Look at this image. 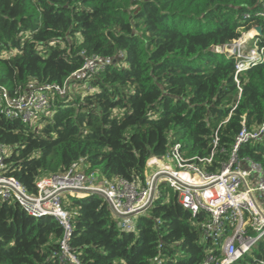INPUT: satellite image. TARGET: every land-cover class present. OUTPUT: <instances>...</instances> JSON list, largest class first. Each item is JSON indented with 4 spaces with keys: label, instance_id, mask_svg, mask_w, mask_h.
Wrapping results in <instances>:
<instances>
[{
    "label": "trees",
    "instance_id": "1",
    "mask_svg": "<svg viewBox=\"0 0 264 264\" xmlns=\"http://www.w3.org/2000/svg\"><path fill=\"white\" fill-rule=\"evenodd\" d=\"M263 14L264 0H0V83L10 94L63 85L94 55L114 58L72 102L54 96L41 128L0 119V143L12 149L6 175L31 194L74 164L139 182L149 159L174 145L186 159L215 150L207 169L219 172L243 128L264 125ZM256 27L263 55L240 71L221 47ZM239 156L264 163V137ZM163 186L166 197L132 230L119 228L102 196L65 202L83 264H204L202 229ZM64 235L53 217L0 198V264H62Z\"/></svg>",
    "mask_w": 264,
    "mask_h": 264
},
{
    "label": "built area",
    "instance_id": "2",
    "mask_svg": "<svg viewBox=\"0 0 264 264\" xmlns=\"http://www.w3.org/2000/svg\"><path fill=\"white\" fill-rule=\"evenodd\" d=\"M259 54L248 66L241 68L238 62V69L241 71L251 63L259 62L262 51ZM113 62L114 58L94 55L63 85L30 83L22 92L13 95L0 83V119H21L33 129L41 128L55 111L54 96L72 102L71 96L77 89L84 93L91 88L92 77ZM263 137L264 125L253 130L244 127L219 172L207 169L215 150L209 158L194 156L186 159L180 146L174 145L165 156L149 159L143 181L107 178L84 165L74 164L67 171L40 178L35 194L29 193L15 177L6 175L12 149L0 143V198L19 204L35 218L56 219L65 231L60 242L59 260L62 264H83L70 244L72 214L65 202L73 198L102 196L119 227L132 230L133 225L128 220L149 213L161 198H165V185L175 194L179 204L192 213L202 229L203 245L208 249L204 264H264V163L239 156L242 144ZM218 142L216 133L215 148Z\"/></svg>",
    "mask_w": 264,
    "mask_h": 264
},
{
    "label": "rangeland",
    "instance_id": "3",
    "mask_svg": "<svg viewBox=\"0 0 264 264\" xmlns=\"http://www.w3.org/2000/svg\"><path fill=\"white\" fill-rule=\"evenodd\" d=\"M258 33V28H253L249 32L245 33L240 40L234 42L233 44L222 46L221 50L226 52L227 54H237V57L239 59V66L241 68L244 66H248L249 62L256 60L260 56V50L253 42V39H256ZM129 220L128 222L133 226L137 225L138 223L137 218H131ZM196 220L197 219H195V221ZM253 258L255 259V256Z\"/></svg>",
    "mask_w": 264,
    "mask_h": 264
},
{
    "label": "water",
    "instance_id": "4",
    "mask_svg": "<svg viewBox=\"0 0 264 264\" xmlns=\"http://www.w3.org/2000/svg\"><path fill=\"white\" fill-rule=\"evenodd\" d=\"M258 31H259V33L258 34H262L263 33V31H262V28L261 27H258Z\"/></svg>",
    "mask_w": 264,
    "mask_h": 264
},
{
    "label": "bare ground",
    "instance_id": "5",
    "mask_svg": "<svg viewBox=\"0 0 264 264\" xmlns=\"http://www.w3.org/2000/svg\"><path fill=\"white\" fill-rule=\"evenodd\" d=\"M24 90V89H23ZM193 218V217H192ZM129 221H132V220H129ZM194 221H195V219H194ZM197 221V220H196ZM120 228V227H119ZM122 230V229H121ZM208 250V249H207Z\"/></svg>",
    "mask_w": 264,
    "mask_h": 264
}]
</instances>
